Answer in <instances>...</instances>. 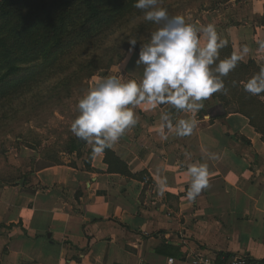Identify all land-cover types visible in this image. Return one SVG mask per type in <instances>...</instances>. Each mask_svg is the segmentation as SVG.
<instances>
[{
	"label": "crops",
	"instance_id": "obj_1",
	"mask_svg": "<svg viewBox=\"0 0 264 264\" xmlns=\"http://www.w3.org/2000/svg\"><path fill=\"white\" fill-rule=\"evenodd\" d=\"M242 12L191 23L214 24L239 61L264 68V0ZM140 49L92 77L87 93L108 76L139 82ZM226 99L214 93L194 114L130 105L137 123L109 155L77 138L78 151L57 163L18 157V176L0 177V264H197L205 256L227 264L234 255L264 264V132ZM218 104L221 113L210 114ZM181 119L197 121L191 135H176ZM194 163L207 165L209 182L191 200Z\"/></svg>",
	"mask_w": 264,
	"mask_h": 264
},
{
	"label": "clouds",
	"instance_id": "obj_2",
	"mask_svg": "<svg viewBox=\"0 0 264 264\" xmlns=\"http://www.w3.org/2000/svg\"><path fill=\"white\" fill-rule=\"evenodd\" d=\"M134 7L143 11L145 20L159 26L151 34L149 43L139 51L137 63L143 65L142 79L124 81L108 76L96 80L79 100V115L71 124V132L80 140L95 145L97 154L110 148L126 129L137 123L130 105L145 101L153 108L171 104L194 114L203 108V100L224 89L222 77L227 76L241 59L234 53L216 63L220 50L228 41L218 34L214 24L197 26L187 23L182 16L170 17L167 9L161 6V0H136ZM135 43L136 40L131 41ZM243 87L253 95L264 93V69ZM161 119L167 122L169 117L164 114ZM196 124L195 119H181L176 125V135H191ZM188 175L187 196L194 200L208 186L207 165L192 164Z\"/></svg>",
	"mask_w": 264,
	"mask_h": 264
},
{
	"label": "rangeland",
	"instance_id": "obj_3",
	"mask_svg": "<svg viewBox=\"0 0 264 264\" xmlns=\"http://www.w3.org/2000/svg\"><path fill=\"white\" fill-rule=\"evenodd\" d=\"M252 1L161 0V6L167 9L170 17L179 15L191 23L196 17L216 18L223 12L228 17L236 18L248 9ZM143 17L142 10L133 8L108 31L101 32L71 52L68 60H72L68 67L62 66L51 77L38 80L30 86V90L26 87L0 100V177L10 181L18 176L15 162L18 157L26 161L30 154H35L39 160L45 159V163H57L73 150L78 151L77 137L70 130L73 120L79 115L78 102L87 94L92 77L108 73L128 50L138 49L150 41L151 34L159 26ZM133 40H136L135 45L131 44ZM224 51L220 50L216 63L230 57ZM16 64L26 65L19 62ZM6 70L3 68L0 72L4 81L11 76ZM235 71L236 67L222 77L225 86L222 93L227 98L228 109L239 108L242 100L249 103V98L264 104L262 96L257 97L251 93L246 96L243 86L250 78L242 79ZM257 109L255 120L264 132V113L260 108ZM19 149L27 153H17ZM34 163L30 161L28 165Z\"/></svg>",
	"mask_w": 264,
	"mask_h": 264
},
{
	"label": "trees",
	"instance_id": "obj_4",
	"mask_svg": "<svg viewBox=\"0 0 264 264\" xmlns=\"http://www.w3.org/2000/svg\"><path fill=\"white\" fill-rule=\"evenodd\" d=\"M135 2L136 0H0V72L5 68L11 75L5 81L0 77V100L11 97L17 90L26 87L30 90V86L35 85L38 80L51 77L62 66L68 67L72 60H68L71 52L112 27L135 8ZM223 49L227 56L233 54L229 44ZM16 62L26 65H18ZM262 69L264 68L253 60L246 63L238 61L235 73L242 79L251 78ZM18 71L23 73L18 74ZM245 94L249 96V92ZM259 96L264 97V93L257 95ZM257 108L264 113V104L260 100L249 98V103L242 100L237 111L248 116L251 123L260 129L255 120ZM104 151L109 155L107 148ZM115 160L118 161L116 158Z\"/></svg>",
	"mask_w": 264,
	"mask_h": 264
},
{
	"label": "built area",
	"instance_id": "obj_5",
	"mask_svg": "<svg viewBox=\"0 0 264 264\" xmlns=\"http://www.w3.org/2000/svg\"><path fill=\"white\" fill-rule=\"evenodd\" d=\"M169 262H172L171 258L169 259ZM197 264H218V263H216L212 258L205 256V257H200L197 260ZM227 264H262V263L259 261L250 260L243 255H234L233 257H231V259Z\"/></svg>",
	"mask_w": 264,
	"mask_h": 264
},
{
	"label": "water",
	"instance_id": "obj_6",
	"mask_svg": "<svg viewBox=\"0 0 264 264\" xmlns=\"http://www.w3.org/2000/svg\"><path fill=\"white\" fill-rule=\"evenodd\" d=\"M221 106H222L221 104H218L217 106L210 108L209 109V113L211 114L214 111V109H215L216 115L220 114L221 112H220V110L218 108H221Z\"/></svg>",
	"mask_w": 264,
	"mask_h": 264
}]
</instances>
